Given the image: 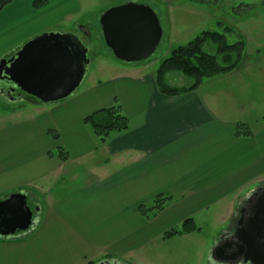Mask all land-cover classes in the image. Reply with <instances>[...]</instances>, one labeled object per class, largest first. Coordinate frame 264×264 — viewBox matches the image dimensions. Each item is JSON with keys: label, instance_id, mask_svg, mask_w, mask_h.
<instances>
[{"label": "crops", "instance_id": "obj_1", "mask_svg": "<svg viewBox=\"0 0 264 264\" xmlns=\"http://www.w3.org/2000/svg\"><path fill=\"white\" fill-rule=\"evenodd\" d=\"M62 1H55V7L64 8ZM81 9L79 0L74 14ZM20 10L15 15L17 35L0 53L57 27L62 20L33 24L28 15L31 0ZM235 33L244 42L235 68L204 79L185 94L161 93L155 71L141 73L132 67L106 83L114 86L107 93L102 90L104 83L97 81L84 94L70 95L6 130L0 128V195L44 194L41 220L32 232L0 238V264L102 260L130 264L137 253L141 259L147 253L152 264H170V257H156L154 250L165 231L191 218L198 229L178 236L194 238L202 232L198 219L231 220L236 204L264 177V116H255L253 127L242 105L229 102L224 87L234 84L240 97L251 88L259 89L264 52L257 47L245 51L252 30ZM118 100L128 127L99 143L84 118ZM238 124L246 125L251 135H237ZM48 130L55 131L58 139L53 140ZM57 147L66 151V161L48 156ZM85 158H94L86 180L59 194L46 190V182L58 178L68 162ZM157 195L169 199L162 211L146 219L138 207L150 205ZM213 249L209 248V261Z\"/></svg>", "mask_w": 264, "mask_h": 264}, {"label": "rangeland", "instance_id": "obj_2", "mask_svg": "<svg viewBox=\"0 0 264 264\" xmlns=\"http://www.w3.org/2000/svg\"><path fill=\"white\" fill-rule=\"evenodd\" d=\"M33 1L31 0L32 10L28 13V15H31L30 22L40 24L46 19H62L57 27L48 31H75L85 38L89 47L86 74L71 95L86 93L93 86L92 84L97 81L104 83L102 90L107 93V91L113 90L114 86H106V83L117 75L128 73V69H132V67H138L141 73L155 71L159 62L178 45L187 43L203 31L223 32L219 23L234 30V33H225L226 40L229 43L238 40L236 31L252 30V41L249 43L246 41L245 51L247 47L252 51L257 47L261 52H264V5L260 4L262 0H130L149 5L156 12L162 27V36L153 54L149 58L135 63L123 62L111 55L102 40L98 23L99 15L106 9L129 0H80L82 9L77 14H74L73 9L79 0H63L62 3L64 4L61 5L64 8L62 9L55 7L57 5L55 1L58 0H46L42 6L37 7H33ZM26 2L27 0H11L0 9V48H4L12 42L11 40L17 35L15 15L22 12L20 10L22 8L24 11ZM62 15H64L63 18H61ZM16 48L14 46L11 49L2 51L0 58L6 56L10 51L16 50ZM166 80L175 87L187 86L192 82V80L177 72L167 74ZM254 85L256 83H253ZM258 85L259 89H256L251 88V84H249L251 91L247 93L244 91L241 97L236 93L237 90H235L234 84L224 86L229 102L242 105L245 114L248 115L246 119L253 127L257 125L254 117L264 116V80L259 82ZM238 100H242V102ZM60 101L38 104L40 106H37L25 100L11 101L9 98L7 100L0 96V128L6 130L11 125L24 121L31 114L34 115L36 111L41 113L45 109L59 105ZM115 102L120 104L119 100ZM56 150L57 148L55 152ZM96 157L99 160L101 159L100 156ZM92 159L94 160V158ZM92 159L85 158L82 161L68 162V166L71 165V167L67 166L58 178L53 177L49 183L47 181L46 190H51V194L55 195L82 183L91 173L88 169H91ZM261 186H264V177L256 187L254 186L250 190V194ZM43 195H39L40 199ZM2 197L3 195H0V199ZM28 200L29 205L32 207V199L29 198ZM242 203L243 201L238 205L236 204L231 219L234 218L237 207ZM197 222L201 226L202 232L194 238H180L176 235V237L157 240L163 242L155 243L156 257H160L162 254L166 255L170 257V264H217L213 258H210L211 261L208 260L209 248L213 249L216 242L223 237L230 226L231 220L228 219L222 222L221 219L216 221L215 219L202 218L201 221L198 219ZM147 261H149L147 253L146 259H141L140 253H137L129 263L152 264Z\"/></svg>", "mask_w": 264, "mask_h": 264}, {"label": "water", "instance_id": "obj_3", "mask_svg": "<svg viewBox=\"0 0 264 264\" xmlns=\"http://www.w3.org/2000/svg\"><path fill=\"white\" fill-rule=\"evenodd\" d=\"M102 40L111 55L120 61L135 63L149 58L162 36L156 12L146 4L134 1L109 7L98 17ZM89 47L73 31L40 33L0 58V87L2 96H13L14 88L34 99V104L54 103L69 97L84 78ZM4 83L7 86L2 87ZM8 85H10L8 87ZM247 207L245 219L239 222L234 251L226 254L218 247L211 258L219 264H264V186L258 188ZM21 191L0 199V238L24 236L33 229L36 211ZM238 257H241L239 261ZM225 259L238 261L229 262ZM96 264H123L117 260H102Z\"/></svg>", "mask_w": 264, "mask_h": 264}, {"label": "trees", "instance_id": "obj_4", "mask_svg": "<svg viewBox=\"0 0 264 264\" xmlns=\"http://www.w3.org/2000/svg\"><path fill=\"white\" fill-rule=\"evenodd\" d=\"M10 1L11 0H0V9ZM45 2L46 0H34L33 7L42 6ZM260 4L264 5V0H262ZM219 24L224 33L210 30L203 31L187 43L178 45L172 49L168 56L159 62L155 70V80L158 90L161 93L170 96L180 95L196 89L204 79L215 77L235 68L241 59L244 42L242 40H237L229 43L226 40L225 33L231 34L234 32L233 29L222 23ZM174 72L192 80L191 84L182 87H175L169 84L166 80V76ZM30 99L34 100L32 98ZM84 124L90 129L97 141L103 143L111 133L126 130L128 127V120L122 113L120 105L114 101V104L110 107L99 109L86 116L84 118ZM48 134L54 140L58 139V135L55 131L48 130ZM236 134L244 136L251 135L244 124L237 125ZM48 156H56L62 162L68 159V155L62 147H57L56 152H50ZM29 198L30 197H28V199ZM31 199L33 201L31 208L33 209L36 207L37 209L33 215V229L27 234H30L37 227L41 219L42 201L35 192ZM168 199L169 198L164 195H157L150 205H140L138 211L146 219L151 218L163 210ZM197 229L193 220L191 218H186L181 222L179 227H174L165 231L162 234V238L165 239L175 235L186 234Z\"/></svg>", "mask_w": 264, "mask_h": 264}, {"label": "flooded vegetation", "instance_id": "obj_5", "mask_svg": "<svg viewBox=\"0 0 264 264\" xmlns=\"http://www.w3.org/2000/svg\"><path fill=\"white\" fill-rule=\"evenodd\" d=\"M76 34L80 35V37H82V39L85 41L86 43V40L83 36H81L80 33H77L75 32ZM87 44V43H86ZM8 83H4L2 85V87L4 86H7ZM10 85H8L9 87ZM1 89V87H0ZM0 94H1V90H0ZM18 94H20L21 96V100H25V101H29L31 100L30 97H28L27 95L21 93L18 89L14 88V91L12 92V95L13 96H17ZM2 96V95H0ZM4 99H8L9 96H2ZM251 195H249L247 198H245L243 200V203L241 205H239V207H237V211L235 212V216L233 219H231V223H230V226L228 228V231L227 233H224L223 237H221L215 244V247H218L222 252H225L226 254H223V256H226V255H231V253H233L234 251V243L236 241V231L239 227V222L242 220V219H245L246 215H247V207H248V204H249V201L251 199ZM214 247V248H215ZM239 261H241V257H238ZM229 261V262H235V261H238V260H235V259H225L223 258V261ZM216 261V260H215Z\"/></svg>", "mask_w": 264, "mask_h": 264}]
</instances>
